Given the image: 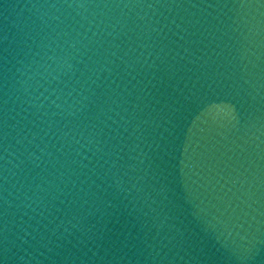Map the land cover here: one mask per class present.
Masks as SVG:
<instances>
[{
  "label": "water",
  "instance_id": "obj_1",
  "mask_svg": "<svg viewBox=\"0 0 264 264\" xmlns=\"http://www.w3.org/2000/svg\"><path fill=\"white\" fill-rule=\"evenodd\" d=\"M0 264H264V0H0Z\"/></svg>",
  "mask_w": 264,
  "mask_h": 264
}]
</instances>
